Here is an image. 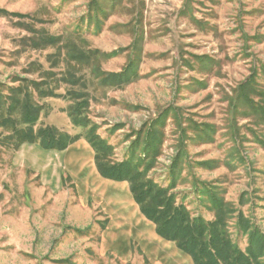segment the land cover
Segmentation results:
<instances>
[{
	"label": "rangeland",
	"instance_id": "1",
	"mask_svg": "<svg viewBox=\"0 0 264 264\" xmlns=\"http://www.w3.org/2000/svg\"><path fill=\"white\" fill-rule=\"evenodd\" d=\"M90 1L0 0V9L12 13L0 17L2 95L22 77L44 76L61 95L69 88L57 87L51 78L59 79L70 64L59 54L49 57L56 48L34 49L25 42L30 27L83 39V47L107 53L124 48L103 62L109 72L125 68L130 45L139 37L142 78L121 89L96 83L88 89L85 117L114 147L112 160L122 161L147 127L165 118L160 156L149 177L168 186L176 173L173 192L195 216L214 219L212 191L264 232V126L246 114V106L231 102L238 85L264 66V0H122L107 18L100 15V30L87 19ZM203 67L209 73L200 72ZM258 81L264 86V76ZM39 102L44 110L38 126L53 125L86 141L87 128L73 126L68 117V99ZM7 130L0 127V264H195L157 234L127 181L96 178L88 149L76 147L69 165L59 166L64 174L53 191L25 172L20 148L6 138ZM230 230L244 250L248 237L238 230L235 216Z\"/></svg>",
	"mask_w": 264,
	"mask_h": 264
},
{
	"label": "trees",
	"instance_id": "2",
	"mask_svg": "<svg viewBox=\"0 0 264 264\" xmlns=\"http://www.w3.org/2000/svg\"><path fill=\"white\" fill-rule=\"evenodd\" d=\"M102 1L107 2L109 8L105 7ZM121 1L91 0L87 19L90 22L95 21L100 30L104 24L100 15L107 18L110 14L108 10L116 8ZM11 14L0 9V17ZM27 30L32 35L23 40L30 46L34 49L56 48V53L49 57L59 54L57 57L70 64V68L59 79L51 78V82L56 83L57 87L65 84L69 88L61 95L44 76L33 81L22 77L18 79L21 82L19 85L7 88V95L0 92V127L8 129L6 138L15 141V149L24 144L38 143L45 150L64 151L78 141L81 135H71L53 125L38 126L44 110V104L39 101L48 98L68 99L71 102L66 110L68 117L73 126L87 128L85 139L95 152V165L99 174L105 179L127 181L130 184V190L141 212L155 224L160 237L172 241L188 253L195 264H264V232L234 203L209 191L214 219L207 220L203 216L193 215L184 202H178L173 192L178 180L176 173H171L174 176L168 186H161L149 177V171L160 156L167 119L157 120L155 128L147 127L145 136L131 144L129 155L122 161L115 162L112 160L114 147L100 136L97 127L90 125L85 117L91 99L89 87L96 83L103 88L121 89L142 78L140 66L143 61V46L139 37H135L130 45L132 52L125 68L118 72H109L102 69L103 62L119 55L124 48L107 53L89 46L85 48L86 44H80L84 43L83 39L77 42L73 36L64 38L62 35H49L35 27ZM73 32L76 36L80 34L76 29ZM34 35L39 36L36 38ZM197 58L202 61L208 59L207 56ZM58 62L59 59H56L54 64ZM78 72L86 74L78 76ZM200 72L209 73L204 67ZM258 76H264V66L259 71L254 70L246 81L238 85L231 102L235 106L240 103L246 106V114L255 116L264 126V86L259 83ZM207 132L206 129L203 133ZM261 141L264 146V140ZM178 157L181 158L180 153ZM179 161L180 159L176 158L173 167ZM207 164L210 166L211 163H199L201 166ZM234 216L238 230L248 237L249 243L244 250L233 239L230 230V220Z\"/></svg>",
	"mask_w": 264,
	"mask_h": 264
},
{
	"label": "crops",
	"instance_id": "3",
	"mask_svg": "<svg viewBox=\"0 0 264 264\" xmlns=\"http://www.w3.org/2000/svg\"><path fill=\"white\" fill-rule=\"evenodd\" d=\"M76 147L85 148L91 152V155L93 156V173L96 175L98 180H102L103 182L107 181V179L103 178L99 174L95 166L93 149L87 141L83 139H80L70 145L69 148L64 151L45 150L38 143L24 144L19 149V156L21 157L20 162L26 169V173H33L31 174V179H37V183L41 184L43 188H50L55 191L54 187L56 188L57 186L58 175L60 181L64 174L63 169L60 167L63 166L66 168V166L69 165L68 160L72 157V153L76 151ZM40 156L41 158H39ZM70 175L74 177V175ZM82 204L84 203L82 202ZM35 209L39 210V203L35 206Z\"/></svg>",
	"mask_w": 264,
	"mask_h": 264
}]
</instances>
